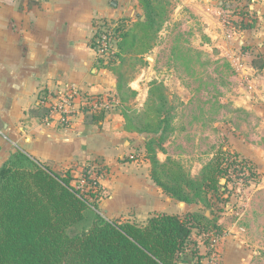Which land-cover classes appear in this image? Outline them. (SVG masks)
Masks as SVG:
<instances>
[{
  "label": "crops",
  "instance_id": "crops-1",
  "mask_svg": "<svg viewBox=\"0 0 264 264\" xmlns=\"http://www.w3.org/2000/svg\"><path fill=\"white\" fill-rule=\"evenodd\" d=\"M238 5L251 12L252 19L242 18L250 27L239 28L227 53L250 49L236 57L240 73L235 83L240 85V94L221 100L234 112L226 113L223 135H218L227 144L215 150L245 162L248 184L242 188L236 182L226 204L205 209L202 200L181 201L165 192L154 181L152 164L144 155L146 144L137 130L142 127L126 128L117 63L98 60L93 40L98 21L121 24L131 16L128 0H0V169L18 151L56 172L69 170L72 175L93 163L106 170L100 180L106 196L99 207L107 219L144 224L158 213L206 217L202 223L209 234L202 236L194 227L178 264H193L190 248L195 245L200 256L211 246L219 250V264H264V0H240ZM136 18L143 21L146 17L137 14ZM146 39L141 35L135 45L142 41V50L148 49L151 44L147 47ZM258 58L262 68L254 65ZM72 89L114 96L116 103L106 112L74 114L66 127L58 125L57 114L46 124L52 105ZM157 158L164 163L170 157L161 161L157 154Z\"/></svg>",
  "mask_w": 264,
  "mask_h": 264
},
{
  "label": "trees",
  "instance_id": "trees-1",
  "mask_svg": "<svg viewBox=\"0 0 264 264\" xmlns=\"http://www.w3.org/2000/svg\"><path fill=\"white\" fill-rule=\"evenodd\" d=\"M139 2L146 18L138 19L134 29L148 39L155 27L153 2ZM239 25L242 29L250 27L245 21ZM262 62L258 58L254 65L262 68ZM157 90L161 91L160 86L150 90V99L159 102L153 109L158 122L137 130L159 135L161 139L169 127L170 114L165 112V95ZM126 128L132 126L128 123ZM155 142V137H151L146 143L152 177L178 200L199 198L198 188L202 189L204 184L210 190H218L221 178L226 182L232 180L231 169L242 171V167H236L237 161L230 159L239 157L220 149L204 167L199 185L178 162L168 158L160 163ZM89 167L82 174L93 187L84 191L73 183L69 170L56 172L22 151L11 155L0 169V264H178L180 255L188 249L193 228L200 229L206 217L198 213L185 217L158 213L144 224L107 219L99 212L105 191L91 177ZM187 189L193 190L192 194ZM226 190L227 187L223 193ZM197 249L190 253L192 257L199 258Z\"/></svg>",
  "mask_w": 264,
  "mask_h": 264
},
{
  "label": "rangeland",
  "instance_id": "rangeland-1",
  "mask_svg": "<svg viewBox=\"0 0 264 264\" xmlns=\"http://www.w3.org/2000/svg\"><path fill=\"white\" fill-rule=\"evenodd\" d=\"M128 1L133 12L121 21L122 43L112 57L117 63L120 108L133 127L157 123V112L153 109L159 102L151 101L150 90L160 86L161 91L157 90V93L165 95V112L170 114L169 127L161 139L152 133L139 134L144 137V145L155 137L154 147L159 159L165 161L170 157L178 162L192 178L195 176L194 181L200 185L204 167L220 150H215L216 147L227 144L223 136L219 141L218 135H223L226 113H233L234 109L228 110L221 100L226 95L240 94V85L235 83L240 73L236 57L246 54L250 48H235L232 55L227 51L232 47L235 33H239L242 18L251 20L252 14L244 12L238 5L240 0H152L155 27L151 38L146 39L147 47L150 44L151 47L142 50L145 47L141 45L142 41L137 46L135 44L144 34L133 27L138 21L136 15L145 16V12L139 7L138 0ZM147 154L145 148V157ZM88 166L95 165L81 166L73 177L77 179L79 172ZM102 172L101 178L106 175V170L102 168ZM233 175L237 174L230 172L232 180L229 182L221 179L227 187L225 193L222 187L210 190L204 184L208 192L203 187L198 188L201 199L196 198V201L202 200L205 209H216L217 203L219 206L226 204L229 200L227 194L235 192L236 182L242 188L248 184L244 178L240 180L241 176L233 178ZM76 179L74 183H77ZM191 199L195 198L191 196ZM208 230L202 225L195 232ZM193 250L194 246H191L190 253ZM197 250L198 261L207 263V250L203 256ZM213 252L220 262L219 250Z\"/></svg>",
  "mask_w": 264,
  "mask_h": 264
},
{
  "label": "built area",
  "instance_id": "built-area-1",
  "mask_svg": "<svg viewBox=\"0 0 264 264\" xmlns=\"http://www.w3.org/2000/svg\"><path fill=\"white\" fill-rule=\"evenodd\" d=\"M121 24L117 21H110V20H100L95 25V37L93 40L94 49L97 53L98 60L99 59H108L111 60L113 55L117 52L118 43L121 41L122 38V30ZM116 103V99L114 96H104V95H90V94H83L75 89L68 90L63 92L62 96L58 100V102L54 103L51 107L50 112L45 117L44 122L46 124H50L55 114L59 117L57 119L58 125L60 127H66L70 125L71 117L77 113L83 114H97L100 112H106L114 107ZM2 133L0 129V134ZM236 160L238 165L236 167L241 168V172H233L236 173V176H241L240 180L243 181V178L247 174V169L245 162L239 158V160L235 157L232 158L231 161ZM96 166V165H95ZM89 167V173H91V177L95 178L97 181L100 182V178L103 176V172L99 173L97 167ZM83 170V169H82ZM83 171L79 172V175L74 180H77V183H73L79 186L84 191H89L93 187L92 183H88L87 180L83 177ZM233 175V178H235ZM95 187V186H94ZM104 190V189H103ZM209 232L202 231V236H207ZM197 246H194V249ZM207 252L205 253V259H207L206 264H219V259L217 255L213 252L214 247L211 246L206 249ZM193 258V264H198V258Z\"/></svg>",
  "mask_w": 264,
  "mask_h": 264
},
{
  "label": "water",
  "instance_id": "water-1",
  "mask_svg": "<svg viewBox=\"0 0 264 264\" xmlns=\"http://www.w3.org/2000/svg\"><path fill=\"white\" fill-rule=\"evenodd\" d=\"M114 5H116V3H114ZM186 264H188V263H186Z\"/></svg>",
  "mask_w": 264,
  "mask_h": 264
}]
</instances>
